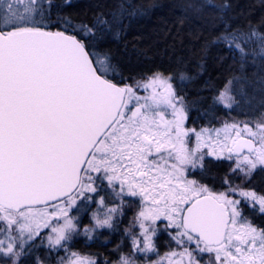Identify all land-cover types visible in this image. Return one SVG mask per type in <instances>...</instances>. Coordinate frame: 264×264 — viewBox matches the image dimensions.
I'll list each match as a JSON object with an SVG mask.
<instances>
[{
	"label": "snow or ice",
	"instance_id": "obj_1",
	"mask_svg": "<svg viewBox=\"0 0 264 264\" xmlns=\"http://www.w3.org/2000/svg\"><path fill=\"white\" fill-rule=\"evenodd\" d=\"M74 6L0 0V262L26 264L39 238L69 253L59 264H97L69 251L70 243L116 231L135 207L125 229L133 251L116 264H137V253L143 264H161L148 259L161 232L178 249L166 254L168 264H264V227L245 214L247 207L264 215V193L248 186L264 172V32L232 27L228 0L190 6L197 15L215 11L223 29L213 43L241 67L259 61L256 80L228 79L215 96L227 118L198 129L182 94L194 77H129L104 47L123 38L143 14L140 6L114 0L105 11L97 4L91 20L67 11ZM245 84L259 85L260 111L241 120L232 115L240 108L233 93L242 94ZM225 161L231 163L223 190L203 182L213 163ZM93 204L92 223L82 226L80 214ZM34 264L47 262L37 256Z\"/></svg>",
	"mask_w": 264,
	"mask_h": 264
},
{
	"label": "trees",
	"instance_id": "obj_2",
	"mask_svg": "<svg viewBox=\"0 0 264 264\" xmlns=\"http://www.w3.org/2000/svg\"><path fill=\"white\" fill-rule=\"evenodd\" d=\"M114 0H74V7L67 11L78 20H91L93 13L97 11L96 5L100 4L105 11L113 6ZM203 2V0H133V3L141 7L143 14L132 20L123 38L119 41L108 40L104 47L111 49L113 55L123 68L126 76H138L153 71L165 73L184 72L194 79L183 89L186 101L192 106L191 119L201 118L199 125H206L209 119L227 118V111L223 106L215 105L211 101L215 97L213 92L216 87L223 88L226 80L234 77H253L259 75V61L252 68L251 73H246L234 57L222 43H213L217 35L222 31L223 24L216 19V13L210 8H205L197 15L191 5ZM219 4L224 0H212ZM232 7L229 23L234 28L247 31L248 26L255 27L264 32V0H228ZM182 21V22H181ZM250 79V78H249ZM235 86V82H234ZM260 91L259 85H256ZM245 88V86H244ZM237 95L240 110L234 112V117L247 118L246 108L248 102L243 100L248 94ZM261 98L254 97L251 101L259 102ZM256 115L260 111L255 106ZM213 122H216L213 119ZM225 165V162L220 163ZM224 166H222L223 168ZM221 168V169H222ZM223 172L219 184L222 186L223 177L228 174L227 167ZM262 172L256 173L251 183L253 186L264 190ZM249 186V183H248ZM251 187V186H250ZM121 219L122 229L114 235H108L106 239L88 240L84 235L73 239L69 249L82 255L94 257L99 264H110L119 256L116 248L128 252V235L125 229L129 227V217L133 210H126ZM251 221L260 227H264V215L251 214ZM35 256L41 255L48 259L47 264H59L61 257H65V251L38 249L33 251ZM40 257V258H41Z\"/></svg>",
	"mask_w": 264,
	"mask_h": 264
},
{
	"label": "rangeland",
	"instance_id": "obj_3",
	"mask_svg": "<svg viewBox=\"0 0 264 264\" xmlns=\"http://www.w3.org/2000/svg\"><path fill=\"white\" fill-rule=\"evenodd\" d=\"M252 68H253V66L251 64H246L243 67L244 71L246 73H249V74L251 73ZM249 78H248V80L250 82L255 80L253 77H249ZM244 86H245L244 94H248V95L250 94L252 96H248V97H245L243 99V100H245V102L249 101L248 104H247V108H246V111H247L246 113L248 114V117L247 118H243V117L239 118V117H237L238 119H241V120L250 119V118H254L255 117L254 115H252L253 114L252 112H256L255 106H259L260 104H259V102L251 101V100H253L254 97L261 98L260 91L258 90V87H255V90H253V88H251L248 84H245ZM220 90H221L220 87H216L215 91L212 94V95H214L213 97H215ZM141 94L143 95V93H141ZM233 94L235 95V97H237V95L241 96V94H239V93H237L235 91H234ZM211 102L214 104V99H212ZM237 103H239V102H237ZM233 111L236 112V113L243 112V110H240V108H236ZM225 163H226V166L225 165H220V163L219 164L213 163L212 168H211V173L207 177H205V180L213 181V182H218V181L220 182V178H221L223 172L226 171L225 168L227 167V169H229V164L231 162L225 161ZM222 166H224V167L222 168ZM258 172H260V171L258 170L257 173ZM261 175H262L261 177H263V179H264V172H262ZM230 179H233L234 183H236V184H242L243 183L242 178L239 177V176H230ZM205 183L209 184L208 182H205ZM248 183H249V186H251L252 188H255V190L257 192L264 193L263 189H259L258 187L253 186L251 181L248 182ZM262 185H264V182L262 183ZM209 186H210V184H209ZM218 187L219 188L217 190H223V185L222 186L220 185ZM95 210H96V205L93 204V205L90 206V210L88 212H82L80 214V224L82 226H86V225H89V224L92 223L91 213H92V211H95ZM127 210H133V213H132V217H133V215L135 213V207L129 208ZM126 213H127V211H126ZM250 213L251 214H260L259 212L253 211V210L248 209L246 207L245 208V214L251 220ZM132 217H129V223L131 222ZM263 222H264V219H263ZM121 229H122V225H121V220H120V224H119L118 230L121 231ZM98 231L101 234L99 239H106L108 237V235H110V233H111V235H114L117 232V230L116 231H112V230H108V229H100ZM132 232L138 233L139 232V227L137 226L136 228H133ZM127 235H128L129 249L128 250L126 249V251H128V252L125 253L124 251H120V249H122V248H119V246H118L116 248V250L119 249L118 250L119 256H118V258L116 260L110 261V264H116V262L119 261V259H120V257L122 255L126 256V255L130 254L133 251L131 235H129V234H127ZM156 239H157L158 252L157 253L148 254V259L151 260V261H161V264H168V258L166 257V254H168L169 252H171L173 250H177L178 251L177 246L172 241L171 237L165 232H161ZM36 244H37V246L31 250L29 256L26 257V258H23V259H25L26 264H34V260H35V257H37V255L35 256L33 251H37L38 249H42L43 251L50 250L47 247V243L46 242L44 244H40L39 243V238H37ZM52 251H55V250H52ZM69 251H72V250L69 249ZM68 254H69L68 252H65L64 256L67 257ZM38 257H41V255H39ZM92 258H94V257H92ZM134 258L137 259V264H143V261H144V255L143 254L137 253ZM41 259L44 260V257H41ZM94 259H96V258H94ZM45 260H46V262L48 261V259H45ZM96 261H97V264H99L97 259H96ZM59 262H60V260H59ZM0 264H2V262H0Z\"/></svg>",
	"mask_w": 264,
	"mask_h": 264
},
{
	"label": "flooded vegetation",
	"instance_id": "obj_4",
	"mask_svg": "<svg viewBox=\"0 0 264 264\" xmlns=\"http://www.w3.org/2000/svg\"><path fill=\"white\" fill-rule=\"evenodd\" d=\"M197 122H202V119L201 118L193 119V122L192 123L190 122V124H191V126L196 127V128L199 129V127L203 126V124L199 125ZM203 182H208L210 184V186L213 187L216 190L219 188L218 186H220V184L218 183L219 181L218 182H213V181H207V180L204 179Z\"/></svg>",
	"mask_w": 264,
	"mask_h": 264
}]
</instances>
